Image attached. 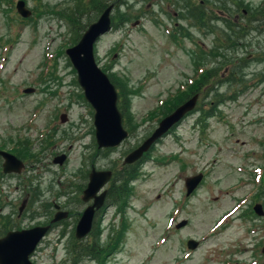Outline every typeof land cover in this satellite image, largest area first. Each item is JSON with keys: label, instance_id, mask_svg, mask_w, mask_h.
I'll return each instance as SVG.
<instances>
[{"label": "rangeland", "instance_id": "1", "mask_svg": "<svg viewBox=\"0 0 264 264\" xmlns=\"http://www.w3.org/2000/svg\"><path fill=\"white\" fill-rule=\"evenodd\" d=\"M16 1L0 0V149L21 144L30 154L17 152L19 175L0 173V237L49 224L58 205L70 216L47 232L33 264H264V216L254 211L256 203L264 210V0H120L111 17L124 22L95 45L97 64L129 100L130 136L109 150L96 145L94 111L64 53L89 15L73 13L78 0H23L34 14L22 18ZM83 1L90 13L100 0ZM206 72L213 76L203 82ZM191 91L194 110L76 241L91 166H120L163 108ZM62 155L63 164L53 162ZM198 173L185 199L184 180ZM189 239L200 242L193 252Z\"/></svg>", "mask_w": 264, "mask_h": 264}, {"label": "water", "instance_id": "2", "mask_svg": "<svg viewBox=\"0 0 264 264\" xmlns=\"http://www.w3.org/2000/svg\"><path fill=\"white\" fill-rule=\"evenodd\" d=\"M113 7L114 5L111 4L104 9L99 18L87 27L80 40L74 46L65 50V54L77 73V82L83 90L84 99L94 109L95 138L99 148L116 147L127 137V132L122 126V115L117 108L118 96L115 87L107 75L98 67L93 52L97 39L110 30V14ZM16 9L23 17L30 15V11L25 8L23 1L17 2ZM30 90L32 89H26L24 92L28 93ZM196 98V96L192 97L161 119L154 132L139 147L128 154L124 162L131 164L138 160L157 139L162 137L186 113L194 108ZM64 118L62 117V119ZM0 155L5 159L3 165L5 172L20 171L22 164L15 157L5 152H0ZM64 158V156L57 157L54 162L62 164ZM110 177V171L92 169L89 173V182L83 192L82 199L84 202L94 199V202L83 211L77 223L75 230L77 239L85 237L90 232L94 212L100 208L105 196L104 192L99 196H97V193L106 185ZM200 180L201 175L186 179L187 195L193 191ZM254 211L260 216L264 215L259 204L254 207ZM65 216L66 213H58L53 221ZM184 225L185 221H182L176 227L180 228ZM47 230L48 227H34L27 230L8 232L0 239V264H32L30 255L34 252ZM187 246L189 249H195L197 243L190 240Z\"/></svg>", "mask_w": 264, "mask_h": 264}, {"label": "flooded vegetation", "instance_id": "3", "mask_svg": "<svg viewBox=\"0 0 264 264\" xmlns=\"http://www.w3.org/2000/svg\"><path fill=\"white\" fill-rule=\"evenodd\" d=\"M244 13L246 14L247 12L246 11H244ZM192 94H194V93H192ZM192 96V95H191ZM190 96V97H191ZM10 146H16V149H13V148H11L12 150H4V149H0V151L1 152H6V153H8V154H11V155H13V156H15L19 161H21V163H23V167L21 168V170H20V172L19 173H6L5 171H4V167H3V165H4V160H3V158L0 156V161L2 162L1 164H0V173H2V174H4V175H13V174H16V175H19L22 171H24V167H25V165H24V162L21 160V159H19L18 157V155H17V152H20V151H22V150H24V151H26V155H28V154H30L29 152H28V149H27V146L24 148L23 147V145H21V144H19V145H10ZM108 150L110 149V148H107ZM113 149V148H112ZM101 150H104V149H101ZM17 155V156H16ZM64 156V155H63ZM67 156V155H66ZM125 158V157H124ZM64 160H65V158H64ZM63 160V161H64ZM63 164V163H62ZM139 164H140V160H138L137 162H135V163H133V164H130V165H126V164H124L123 163V158H122V161H121V164H120V166H117L114 170L113 169H110V168H107V169H104V170H106V171H111V178H110V180L107 182V184L105 185V187L103 188V189H101L98 193H97V196H99L102 192H104L105 193V196H104V198H103V201H102V204H101V206H100V208H98V209H96L95 210V212H94V216H93V225H94V223H96L97 222V220H98V218L100 217V215H101V213L103 212V210L106 208V207H108V206H110L111 204H113V202L116 200V199H118L120 196H122L123 194H124V192H123V187H122V183H123V179L122 178H126V177H129V181H132V180H134V178H132V173H134L135 172V169H136V167H138L139 166ZM95 167H94V165H92L91 166V169H94ZM90 169V170H91ZM90 173V172H89ZM89 173H87L88 174V176H87V181H88V178H89ZM116 182H120L121 183V185H116ZM87 184L88 183H86V185L83 187V189L80 191V200H81V202L83 203V205H84V209L85 208H87L89 205H91V204H93V202H94V199H91V200H89L88 202H84L83 201V199H82V197H83V192H84V190H85V188L87 187ZM55 207H54V209H55V213H54V215H53V217H52V219L55 217V215L56 214H58V213H66V216L65 217H63V218H61V219H59V220H56V221H54L53 222V220L51 219L50 220V222H49V224H47L48 226H49V230H51V228H54L55 227V225H58V224H60L63 220H65V219H68L69 218V216H70V214H69V212H67V211H64V210H61V207L60 206H58V205H54ZM25 207V204H24V206L22 207V208H24ZM84 209L82 210V211H80V212H77L76 213V217H77V219H76V224H77V222L79 221V219H80V217H81V215H82V213H83V211H84ZM22 210V209H21ZM76 226V225H75ZM74 237H75V230H74Z\"/></svg>", "mask_w": 264, "mask_h": 264}, {"label": "trees", "instance_id": "4", "mask_svg": "<svg viewBox=\"0 0 264 264\" xmlns=\"http://www.w3.org/2000/svg\"><path fill=\"white\" fill-rule=\"evenodd\" d=\"M81 0H78L75 5H74V8H73V13H75L74 11H79L80 14L79 15H89V18H88V22L83 24L82 22H79L80 23V26L78 27V31L79 32H83L86 27L94 20V17H92L91 15L93 14H98L100 12H102L104 10V8H106L110 3H113L115 0H100L98 1L97 3H94V7L92 8V11L89 13V11H87V2H82L80 3ZM88 1V0H87ZM118 4V3H117ZM92 17V19H91ZM123 23L124 21L122 19H117V21L114 23H112V25L114 27L118 26L117 23ZM77 42V41H76ZM75 42V43H76ZM213 75L210 73V72H206V75L203 76V82L207 81L208 79H210ZM110 79H111V82L117 87V89L119 90L120 92V96H121V100H120V103H119V109H121V111L123 112V114L126 116V111L128 110V105H129V100L127 99V93L124 91L123 87H122V84L120 83L119 85L113 80V78L110 76ZM197 80V79H196ZM191 92H195V91H191ZM171 109H165L163 108V111L167 110V112L165 111L164 114L165 116L167 114H169L176 106L179 105V103H176V100H172L171 101ZM163 104V103H162ZM127 117V116H126ZM129 118L127 117L126 121L127 123L129 122ZM133 178V177H132ZM129 179H126L124 181V186L126 187L127 183H128ZM92 248H97V245L96 244H91V246L89 245H85V246H82L80 247L79 249V252L83 251V252H90L92 250ZM86 253V254H87Z\"/></svg>", "mask_w": 264, "mask_h": 264}]
</instances>
